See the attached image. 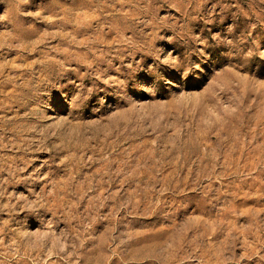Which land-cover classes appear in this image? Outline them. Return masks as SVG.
Here are the masks:
<instances>
[{
	"label": "rangeland",
	"instance_id": "374dc122",
	"mask_svg": "<svg viewBox=\"0 0 264 264\" xmlns=\"http://www.w3.org/2000/svg\"><path fill=\"white\" fill-rule=\"evenodd\" d=\"M0 264H264V0H0Z\"/></svg>",
	"mask_w": 264,
	"mask_h": 264
}]
</instances>
